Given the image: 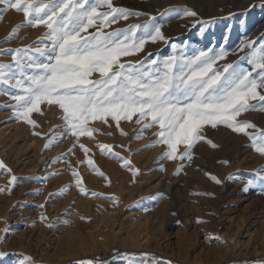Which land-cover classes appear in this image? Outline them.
Returning <instances> with one entry per match:
<instances>
[{
    "label": "rangeland",
    "instance_id": "374dc122",
    "mask_svg": "<svg viewBox=\"0 0 264 264\" xmlns=\"http://www.w3.org/2000/svg\"><path fill=\"white\" fill-rule=\"evenodd\" d=\"M152 1L132 0L131 4L122 5L120 1L113 0L114 6L140 15L149 14V24L166 28V31L161 30L166 40L152 42L148 39L143 48L146 52L139 53L140 59L121 62L141 61L147 65L151 60L162 61L173 54L177 58L189 57L199 49L206 52L211 49L209 55L221 51L226 53L223 59L215 62L214 69L222 70L225 64L253 67L248 62L251 50L247 53L248 60H244L245 57L229 60L227 54L233 52L234 44L231 42L232 34L229 31L225 42L223 36L219 40V32L224 33L227 27L218 25L216 18L199 17L187 33H182L178 31L180 27L177 24L183 19L179 11L185 6L159 8ZM207 1L212 0H189V3L197 8ZM3 7L0 5V9ZM0 15V63H12L11 54L4 52L5 49L43 47L41 40L50 45L45 37L48 29L43 25L20 27L15 38H10L13 28L26 25L24 15L13 9ZM137 16L131 15L128 19ZM144 23L131 22L130 25ZM130 25L120 29H127ZM105 27L103 31H112L108 30L109 26ZM95 32L96 28L88 29V33ZM137 35H143V30H137ZM39 59L45 61V57ZM259 71L256 70L257 74ZM92 78H98V74L94 73ZM0 91L11 93L16 90L0 82ZM12 101L9 95H0V113L12 112V117L1 122L0 128L20 124L22 120L16 116L15 101ZM250 103L257 105L256 110L243 112L237 120L254 124L255 129L246 131L255 135L264 130V111L260 110L259 101ZM54 107L55 112L53 105L44 103L40 105L39 112L30 114V119L36 122L35 127L22 120L29 126V134L46 130L48 140L57 136L52 127L58 122L66 125V122L62 119L63 111L58 105ZM44 114L48 116L39 119ZM57 115L62 117L55 122ZM136 119L134 116L133 125L139 129L133 136L130 134L120 149H128L129 145L132 147L135 144L134 152L137 154L131 152L124 157L125 154L113 150L117 146V137L125 133L122 126L118 130H106L104 134L88 124L87 127L94 130L92 136H78L83 148L87 149V152L84 149L80 151L78 158L89 155L90 148L94 147L96 154L102 152L99 157L105 162L118 164L125 176H132L138 170L137 184H133L129 177V185L122 192L134 190L128 199L117 194L110 183L103 186L104 190L98 189L96 181L101 176H98L95 166L83 171L81 177L71 176L61 184L64 188L62 192L55 188L56 182L63 177L71 152L58 161L59 172L43 183L16 175L17 179L9 184L10 172L3 161L5 168L0 169V188L5 190L0 192V247L14 249L5 264H80L82 261H92L93 264H264V228L260 225L264 222V154L255 150L249 135L234 132L223 124H218L216 128L205 125L201 133L205 139L193 146L192 159L170 160L163 156L167 146L158 142L160 138L156 134L159 126L153 124L145 129L143 125L148 121L137 124ZM121 121L123 124L128 122L126 119ZM46 123L48 128L43 126ZM207 140H211L216 147H212ZM100 145L111 146V152ZM185 147L178 146V156L185 151ZM134 157L138 158L143 169L132 164ZM125 161L130 164L125 165ZM141 173L145 176H139ZM201 173L205 176L204 181L199 178ZM146 175H156L158 180L168 179V192L164 194L160 185L153 191L157 181L146 182ZM211 176H215L220 183H216ZM158 208L162 209L159 220L149 221L150 216L145 211L152 213ZM198 219L202 222L198 223ZM130 237H137L140 242L136 246L131 245L126 241ZM26 257H31V260Z\"/></svg>",
    "mask_w": 264,
    "mask_h": 264
},
{
    "label": "snow or ice",
    "instance_id": "6c2138e0",
    "mask_svg": "<svg viewBox=\"0 0 264 264\" xmlns=\"http://www.w3.org/2000/svg\"><path fill=\"white\" fill-rule=\"evenodd\" d=\"M0 5H4L0 14L13 9L22 12L26 21V25L12 29L10 38H15L23 26L43 25L48 29L45 37L50 45L41 40L43 47L3 50L11 54L12 63H0V82L16 91H0V95H9L15 101V114L26 123L37 126L30 114L39 112L44 103L59 106L67 129L77 137L92 136L94 130L87 127L90 121L107 124L110 117L119 127L122 119L131 121L136 116L137 124L148 121L143 125L145 129L153 124L159 126L158 142L167 146L163 156L170 160H191L193 146L205 139L201 134L203 127L223 124L234 132L249 135L255 150L264 154V130L249 134L246 130L256 126L237 120L243 112L256 110L257 105L250 101H259V108L264 111V94L258 91L264 90V46L256 49L252 41L243 42L242 50L251 49L248 62L252 71L239 64L214 69L215 62L226 53L209 55L211 49L189 57L170 55L147 65L141 61L124 63L121 58L141 52L146 40L166 38L159 26L147 21L127 29L103 31L106 25L110 27L120 19L140 15L114 6L113 0H0ZM184 12L196 16L191 9ZM90 28H96V32L88 33ZM140 29L143 35L138 36ZM39 57H45V61ZM256 69L260 70L258 78L253 75ZM94 73L98 78H92ZM207 143L216 147L211 140ZM179 145L186 147L178 156ZM48 147L46 143L45 148ZM100 147L111 152V146ZM87 163L92 166L94 162L89 159ZM3 168L0 161V169ZM16 179L12 176L10 183ZM211 179L220 183L215 176ZM4 190L0 188V192ZM4 255L0 252V257ZM26 259L30 261L31 257Z\"/></svg>",
    "mask_w": 264,
    "mask_h": 264
},
{
    "label": "bare ground",
    "instance_id": "6f19581e",
    "mask_svg": "<svg viewBox=\"0 0 264 264\" xmlns=\"http://www.w3.org/2000/svg\"><path fill=\"white\" fill-rule=\"evenodd\" d=\"M118 1H120V3L122 5L131 4V2H132V0H118ZM152 2L155 5H158L159 8H166L169 6L170 7L176 6L178 8L179 6H185V9H191V10L195 11L196 16L185 15V12H184L185 9L184 8H182L179 11V12H181V14L183 16V19L177 25H179V27H180V28L178 27L179 28L178 31H180L182 33H185L190 28V26L193 25L199 19V17L200 18H212V19L216 18V22L218 25H222V26L227 27V30L224 33L219 32V34H218L219 40H220L221 36H223L222 37L223 42H225L227 36L230 33L229 31H231V34H232V35L230 34L232 36L231 42H233L234 44L232 47L233 52L227 54L228 58L230 57L229 60L232 58H241V57H245L244 60H246L248 58L247 53L250 52L251 49L248 48V49L242 50V45H243V42H245V41H252L253 46L256 49H260L262 46H264V0H212V1H207V3L205 5H203L202 7L198 6L197 8L193 7L192 4L189 3V0H153ZM148 16H149V14H148ZM148 16L143 13V14L137 16L135 19H127V20L120 19L116 23L112 24L108 28V30L120 29L123 26L130 25L131 22L134 24L145 22L148 20V18H149ZM165 29L166 28H163L161 30L164 31ZM182 46H180V47H182ZM183 50H184V48H183ZM199 51H203V50L199 49L198 52ZM145 52L146 51L142 50L139 53H145ZM139 53H137L134 56L122 57L121 61L138 60V59H140V55H141ZM247 66H248V64H247ZM248 67H250V66H248ZM245 69L252 71L253 67L245 68ZM256 70H255V72H256ZM255 72H253V75L259 77L260 71L258 74H257L258 71L256 72L257 75H255ZM258 91H260V92H262V94H264V91H262L260 89H258ZM52 110L54 112L56 110V107H54V105H53ZM11 113L10 112H8V113L7 112L6 113L1 112L0 113V123L4 122V121L6 122V120L8 121L12 117ZM46 115L45 114L43 116L40 115L39 119H41V120L44 119L45 117L48 116V115L47 116ZM60 117H62V116L57 115L55 117L54 121L58 122L59 121L58 119ZM133 121H134V117L131 121L125 122L124 124L122 121H120V123H119V127L122 126V128H124L125 134H122V135L120 134V136L117 137V139H116L117 146L115 145L113 150H116V151L120 152L121 154L122 153L125 154L124 157H126L127 154H129L131 152L137 154L136 152H134V149L136 148L135 144L132 147H131V145H129L130 148L128 146V149L127 148L120 149L121 146L123 144H125L126 141L130 138V134L132 135V134L136 133L137 129H139V128H137V126L133 125L134 124ZM89 125H92V126L94 125L95 127L102 130L103 133L106 130L111 131L113 129V131H114L115 129L118 130V128H119V127H117L116 122L113 121L112 119H110V117L108 118L107 124L104 123L103 121H95V124L93 121H90ZM43 126L47 127V128L49 127L48 123L44 124ZM52 129L56 130V134H57L56 137H58V136L59 137L58 138L52 137V138H49V140H48V137H47L48 133H46V130L35 132V133H40V135H36L35 133L29 134V126L26 123L22 122V120L20 121V124H13V125H8L6 127L4 126V127L0 128V161L6 162L5 164H7V166H8L7 169L11 170L10 171V177L11 178H12V176L20 175L22 177L35 179L37 182H41V183L46 182V180L49 177H51L52 175H54V173H56L58 171L57 169L60 165V162H58V161L60 159H62L64 156H66L68 153L71 152L72 156L65 164L66 165L65 170L63 171L64 173L62 174L63 177L61 179H59V181L56 182L55 188H59L60 192H62L63 191L62 189H64V188H62L61 184H63L65 181H68L69 178H71V176H73V172L78 173V176L81 177L83 171H85L87 168H91L92 166H95L99 169V172H102L104 174L103 176L98 174V176H101V179L99 181H96V187L98 189L104 190L103 186L106 183H110V185L112 186V189L115 190L117 194L120 193L119 195L122 196L124 199H128L129 197H131L130 195L133 194L134 190L126 191L125 193H122V192L124 190V187L129 185V183H127L129 181V180H127L129 177L132 178L133 184H137V182L139 180V177H137V174L136 175L132 174V176H131V174H130V176H125L124 174H122L120 172V168L118 167V164L116 165V164H112L111 162H107V161L105 162V160H103L101 157H99V154H101L102 152L99 154H96L94 147L90 148V154L89 155H87L85 157L80 156L78 158L77 154L80 151H84L83 150L84 148L81 147V140L79 139L80 137L75 138L71 134V132L67 129L66 125H63L59 122L54 127H52ZM116 133H117V131H116ZM96 134H97V132H96ZM47 140L49 141V143H50V141H52V143H50V144L48 143L49 144L48 148H45V147L43 148L42 146L46 143ZM138 142H139V140H138ZM133 143H135V142H133ZM129 144H131V143H129ZM136 146H137V144H136ZM89 159L94 162L92 166H89V164L87 163V161ZM140 161H141V159H140ZM131 162H133L132 164L136 168H140L141 164H140L137 157H134ZM13 167L14 168L18 167V168L15 171ZM142 167L140 169H143ZM148 167H150V166H148ZM139 176L144 177L145 173H141V174H139ZM199 178L204 181L205 176L202 174V175H199ZM145 180L148 183L152 182L154 180L157 181L156 184L152 188L153 191L160 185L161 188L163 189L162 192H164V194H166L168 192V189H169L168 188V182H169L168 179H164V180L159 179L158 180V178L155 175V176H147V177H145ZM76 181L77 180H75V182ZM9 184H10V182H9ZM36 187H38V186H36ZM7 189H9V188H7ZM47 190H48V185H46V183H45V191H47ZM53 192H55V191H53ZM71 193H73V192H71ZM70 196L71 195H69V198H71ZM65 202H66V200H65ZM3 207H5V206H3ZM161 211H162V209L158 208V210H156L155 212L151 213L150 211L149 212L145 211V213L150 216L148 218L149 221H153V222L156 221L157 222L159 220L158 218L161 214ZM153 215H155V216H153ZM260 225L262 226V228H264V222ZM126 241L129 244L134 245V246H136L140 242L137 237L126 238ZM12 250H14V249H12L11 247H8V246L0 247V252L6 253V255H4L3 257H0V264H5V261L8 260L9 258H11Z\"/></svg>",
    "mask_w": 264,
    "mask_h": 264
}]
</instances>
